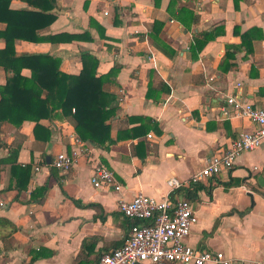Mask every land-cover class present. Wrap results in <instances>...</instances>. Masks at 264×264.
Returning <instances> with one entry per match:
<instances>
[{
	"label": "crops",
	"instance_id": "1",
	"mask_svg": "<svg viewBox=\"0 0 264 264\" xmlns=\"http://www.w3.org/2000/svg\"><path fill=\"white\" fill-rule=\"evenodd\" d=\"M54 1L55 20L39 35L83 38L16 39V55L52 54L70 74L80 72L84 51L98 59V74L117 66L104 85L117 107L107 121L113 141H81L60 110L40 120L48 137L35 138L33 121L0 122V264H95L137 222L118 200L138 192L188 199L197 218L190 246L222 251L232 264H264V142L240 153L228 171L188 186L241 132L255 129L227 97L264 108V0ZM10 8L31 7L11 0ZM5 27L0 21V31ZM14 149L17 164L30 165L29 176L1 163ZM63 151L76 154L67 171L51 165ZM97 164L115 175L120 190L92 185ZM171 177L184 184L170 190Z\"/></svg>",
	"mask_w": 264,
	"mask_h": 264
},
{
	"label": "trees",
	"instance_id": "2",
	"mask_svg": "<svg viewBox=\"0 0 264 264\" xmlns=\"http://www.w3.org/2000/svg\"><path fill=\"white\" fill-rule=\"evenodd\" d=\"M23 1L31 8L11 9V0H0V21L6 23L5 29L0 31V38L4 40V47L0 48V66L5 71V82L0 84V122L20 126L24 121H33L35 138H41L39 132H45L48 137L50 131L40 120L60 110L81 141L107 147L113 141L107 121L115 115L117 107L115 95L104 85L114 81L119 68L112 66L107 72L98 74V59L88 51L81 53L82 67L78 74L62 71L61 59L49 53L16 55V39L64 43L83 38L74 33L39 35L38 30L55 20V15L49 12L55 1ZM17 153L14 149L1 163H10L11 171L17 168L20 174L29 176L30 165H18ZM197 183L191 181L188 186ZM16 186L22 188L18 180ZM43 189L45 191L46 186Z\"/></svg>",
	"mask_w": 264,
	"mask_h": 264
},
{
	"label": "built area",
	"instance_id": "3",
	"mask_svg": "<svg viewBox=\"0 0 264 264\" xmlns=\"http://www.w3.org/2000/svg\"><path fill=\"white\" fill-rule=\"evenodd\" d=\"M227 102L233 106L236 115L248 119L255 125V129L241 132L224 152L213 156L202 169L192 175L190 180L194 183L228 171L240 153L253 150L264 142V108L241 102L232 96L227 97ZM222 112L229 115L226 107L222 108ZM75 155L74 152H58L51 165L67 171L76 161ZM90 180L96 188L121 189L115 175L101 164L95 165ZM183 184L177 177L167 180L170 190ZM118 208L126 217L137 222L131 225L124 243L102 254L96 264H232L231 259L222 251L199 249L186 242L197 218L185 198L176 201L168 196L155 199L138 192L129 200L119 199Z\"/></svg>",
	"mask_w": 264,
	"mask_h": 264
},
{
	"label": "water",
	"instance_id": "4",
	"mask_svg": "<svg viewBox=\"0 0 264 264\" xmlns=\"http://www.w3.org/2000/svg\"><path fill=\"white\" fill-rule=\"evenodd\" d=\"M48 163H50V160H49V158H48ZM136 264H138V263H136Z\"/></svg>",
	"mask_w": 264,
	"mask_h": 264
}]
</instances>
